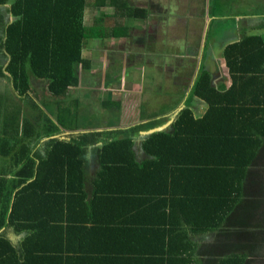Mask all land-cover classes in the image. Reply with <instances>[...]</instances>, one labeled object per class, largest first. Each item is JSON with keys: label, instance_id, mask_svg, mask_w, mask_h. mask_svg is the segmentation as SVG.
<instances>
[{"label": "trees", "instance_id": "1", "mask_svg": "<svg viewBox=\"0 0 264 264\" xmlns=\"http://www.w3.org/2000/svg\"><path fill=\"white\" fill-rule=\"evenodd\" d=\"M8 5L14 22L4 29L1 9ZM107 9L114 10L120 21H144L150 14V8H135L129 0H0L6 72L23 93L29 94L30 80L47 84L46 92L39 90L46 99L54 100L58 110L56 116L49 112L40 124H24L13 156L15 178L6 185L0 183V229L8 224L14 234H25L17 246L5 233L0 234V264H69L72 255L79 264H103L104 258H96L103 255H121L116 264H165V256L170 258L175 252H180L175 263L187 260L178 256L194 263L196 249H188L184 243L187 229L194 235L214 234V254L222 256L218 264H242L245 255L237 251L250 247L234 248L237 238L231 234L244 227L236 224L233 216L242 210L239 207L245 199L250 203V216L256 218L255 228L260 222L263 225L258 230L262 238L256 241L250 237L252 222L248 225V242L253 251L264 243V214L260 213V209L264 211V185L252 190L253 183H261L264 175L261 36H244L224 49L231 82L228 90L215 88L207 72L198 76L172 131L151 135L142 143V160L134 150L133 137L146 130L145 125L107 130L110 125L104 124L103 132L94 129L70 139L45 140L38 146L41 139L52 135L90 129L97 119L118 122L121 103L96 101L92 84L86 82V77L103 67L99 65L103 58L111 56L106 48L99 58L92 51V59H86L91 46L88 41L123 40L130 35L121 23L103 36L108 25L99 15ZM81 85L91 88L93 98L86 114L76 110L69 95ZM197 100L208 107L200 118L193 111ZM52 119H57L58 125ZM105 140L109 142L95 148L99 170L89 177L85 170L90 162L86 160L88 151ZM3 148L5 156L6 142ZM3 173H7L5 167L0 169ZM255 197L261 202L254 212ZM112 227L131 231L129 239L135 243H140L144 234V255L135 244L118 254L115 251L121 242L109 243L104 251L99 229ZM154 232L159 244L151 245L160 249L163 259L151 251L148 238L152 240Z\"/></svg>", "mask_w": 264, "mask_h": 264}, {"label": "crops", "instance_id": "2", "mask_svg": "<svg viewBox=\"0 0 264 264\" xmlns=\"http://www.w3.org/2000/svg\"><path fill=\"white\" fill-rule=\"evenodd\" d=\"M165 5L169 3V0H166V2H164ZM166 5V6H167ZM143 8H150V14H152L153 16H155V14L151 11V7H143ZM10 6H5L1 9V13L4 17V24L5 27L4 29L9 26L10 24H12L14 22V18L11 16L10 14ZM150 14H148V16H150ZM238 18V21H236L234 24H222L219 20H218V24H217V29L213 35V37L211 38L210 42L208 41V54L204 53V51H201V55L199 56V60L198 63H196L197 65V75H196V79L194 80L191 88L187 91V100H185V98H179L180 100L175 104V107L172 108L171 111L165 112L161 111L158 115H156L154 118H152L151 116H144V110L142 109V103L145 101V99H142L140 95H143V90L140 91L139 93V103H133L132 100L130 102L133 103L132 106H129L128 103L130 99H127V97H124L122 99V97H120L117 102L121 103V110L120 112H118V114H116L117 120L118 122H116V124H113V122H109V121H103V123H101L100 119H97V122H94L93 125H91L90 129H78L77 131L71 130V131H65L61 134L65 135L64 138L70 139L69 137L71 135H75L78 136L80 134H85L88 132H92L94 129L96 132H103L104 129V124H109L110 128H106L107 130H113L115 128H118L119 126L123 129H129V128H134V127H140L142 125L147 126V129L149 128H153L151 127V124H154L156 122H158L160 120V118H163L166 116V114L168 113H172V111L174 109H177L178 107L181 106V104H185L187 107V101L189 100L191 94L190 92L193 91L194 88V84L198 78V76L202 73V72H207L208 74H210V76L212 77V84L215 88L221 90H228L230 88L231 82H230V76H229V72L228 69L226 68V62L224 59V49L234 43L237 42H241L244 39V36H248L246 34L248 33H252L254 30H256L257 28H260V30H264V15L258 16V15H247V16H237L236 19ZM210 19L212 20V17H210ZM204 24V23H203ZM250 30V31H248ZM0 139L5 140V142L8 145L7 148V155L3 156L2 155V151H3V145L0 147V169L2 167V169L5 167V169L7 170V173H3L0 174V183L3 185H6V183L10 182L12 179H14V175L16 173V170L14 169V165H13V156L15 154V151L19 148L20 145V137L23 134V129H24V124L27 122H30L32 124H34L35 122H37L38 124H40V122H43L44 119L46 118V115L49 114L48 111H46V109H42L43 107L47 108V103H49V100L46 99L45 94H40V90L39 88H33V84L31 82H29L30 86H31V90H33V94H30L31 90H29V94L28 93H23V91H19V89H17V86L14 84L12 78L10 77V75L6 72V66L8 64V59L4 53V51H2L1 49V44L4 41V33H3V29L0 28ZM204 27L202 25V37L203 40L204 38ZM188 36V32L186 31V25L181 26V36L180 38H182V41L186 39V37ZM251 36V35H250ZM252 36H259V35H252ZM264 40V35L262 34L261 36ZM182 41H178V42H182ZM206 42V39H205ZM163 43L166 44L165 47V51H168L171 49L170 47V41L168 39H165L163 41ZM155 48V47H153ZM217 48L221 49V54L218 57L217 54ZM154 51H158L157 49H154ZM141 55H145L146 57L144 58V61L147 60H151L154 58V56L151 55H156L154 54V52H148V51H141L140 52ZM203 53L205 55H203ZM174 55V53H173ZM107 57L103 58L102 63L103 68H104V72L102 73L101 77H96V75L94 76H89L86 77V82L87 84H92V88L94 90L95 85L101 84L103 86H107L109 88H111L114 85H120L123 84L125 86V84L128 83V85H141L140 80L138 79V77H136V75L134 74V72L132 73L131 71L126 72V73H117L115 74V72H117L118 70H120V68L116 67V65L118 64V60L112 55L110 56L111 60L110 63L108 64L106 61ZM86 59L91 60V57H87ZM190 61V60H188ZM170 63H173L170 62ZM215 63H217V66L215 65ZM108 64V67H107ZM139 71L140 74L145 78L147 84L143 85L142 88L146 89V93H154L153 91L157 90V94L159 93H163L165 91H169L168 93H173V92H177L175 89L172 90V85L170 83H165V84H157L159 82V79L156 78V70H159V73L161 75H164L163 68H159L162 67V65H160L161 63L158 61H155V66H158L157 68H154L152 66H148L145 67L142 63L139 62ZM142 64V65H141ZM166 64V63H165ZM212 64L214 67V69H212V67H209V65ZM137 64H135V66L133 67L134 70L137 69L136 67ZM168 68H170V73L172 74L175 69H177L178 67L175 66V64H169L167 65ZM130 68H132L131 66H128ZM97 70H94V72L92 74H94ZM107 74V77H106ZM83 86L81 85V87L77 90H72V102L73 104L76 106V110L80 113L86 114L92 104V95H91V88H87L84 89L82 88ZM171 89V90H170ZM39 92H36L38 91ZM117 90V89H116ZM115 90V91H116ZM113 91V94H119L117 92ZM185 91V92H186ZM115 92V93H114ZM97 93H102L101 90H98ZM103 93H105V91H103ZM82 94H84L86 96V94L88 96H86V99L82 98ZM95 96V94H94ZM36 97L40 98V101H38L36 99ZM98 97H100V95H98ZM179 97V96H178ZM127 99V100H126ZM134 99V98H133ZM97 100L99 101L100 98H97ZM112 100V99H111ZM137 100V99H135ZM172 100V99H171ZM79 103H78V102ZM175 101V100H173ZM38 102V103H36ZM40 102V104H39ZM202 103L198 102V105L194 107L193 111L198 112L200 114L199 111V107ZM51 108L57 109L55 106H49ZM92 111V110H91ZM95 111V110H93ZM132 111V112H131ZM32 113V114H31ZM136 113L138 115H136ZM170 113V114H171ZM51 114V113H50ZM57 113H55L54 115L56 116ZM53 115V116H54ZM53 118V117H52ZM136 118V119H134ZM140 118V119H139ZM51 119V116H50ZM52 121L56 122L58 125V120L55 119ZM56 125V124H55ZM73 129V128H72ZM92 130V131H91ZM142 131V130H141ZM45 139H41L38 143V146L43 143ZM106 141V140H105ZM37 147L32 148V154L34 153V151L36 149H38ZM95 148L96 147H90L88 154H87V159L89 160V166L85 167L86 172L88 173L89 177L93 176L94 174H96L99 170V164L98 161L94 158L95 154ZM134 150L136 152V155L138 157L139 160H142V158L145 157V153L143 152L142 146L141 144H135L134 145ZM90 183V181H88ZM15 192V191H14ZM14 195V193L12 194V196ZM11 203V202H10ZM109 214L111 215V211L109 212ZM100 233L102 235V245H103V250L106 251L104 249V247L106 245H108L109 243H115V245H118L120 242L122 244L118 245L116 247V251L118 252V254H121V251L128 248L129 245L131 244H135L134 248H140L141 253L144 255V247L145 245H147L146 241H145V236L144 234H142V240L139 243H135L134 241H130L129 239V235L128 233H130L131 231H123L122 228H110V229H99ZM1 233H5L6 237L12 242V244L14 246L19 245L20 241L24 238L25 234H14L12 232L11 229H8V224H5V226L0 229V234ZM169 233V232H168ZM148 237V236H147ZM152 240L151 243L149 241L148 238V242L150 244V248L152 253L157 256L160 257V249L159 248H154L151 244L158 242L159 244V238L156 232H154L152 234V237H150ZM167 241H169V237H166ZM135 239V238H134ZM215 236L214 234H205V235H194L189 229L186 230V239H184V243L185 245L188 247H194L196 249L195 252V257L196 260L194 261V263H192L190 261V259H188L187 257L184 256H178L179 259H182L184 261V259H187L185 261L184 264H218L220 263V259L222 256H217V254L215 253V246H212L213 244H216V241H214ZM173 244V243H172ZM178 247L181 245L180 242H177ZM212 246V247H211ZM208 247H210L209 249H207ZM119 248L121 250H119ZM173 249H171L172 251ZM180 253V252H179ZM178 252H175L174 255L170 256V258H167V256H165L166 258V262L165 264H179L178 262L175 263L176 260V256L177 254H179ZM136 257V256H135ZM71 258L72 259L70 263L72 264H79V260L78 258L75 257V255H72ZM94 258V257H93ZM96 258H104L102 260H104L105 262H103V264H116L118 262V258H121V255H112V256H108L105 257L104 255L101 256H97ZM163 259V257H160ZM161 259V260H162ZM73 261V262H72ZM91 264V263H90ZM242 264H256L255 261L252 260L248 261V260H244L242 261Z\"/></svg>", "mask_w": 264, "mask_h": 264}, {"label": "rangeland", "instance_id": "3", "mask_svg": "<svg viewBox=\"0 0 264 264\" xmlns=\"http://www.w3.org/2000/svg\"><path fill=\"white\" fill-rule=\"evenodd\" d=\"M166 0H129V4L135 8H143V7H151V11L155 14V16H153L152 14H150V16L147 18V20H144V22L142 21H138V22H132L131 20H124V21H120L119 18H117L115 16V11L114 10H104L101 12H105V13H101L100 18L102 19L103 22H105V24L108 25V30L106 32L103 33V36L106 34H110L113 32L112 30L118 29L119 24H123L124 26L126 25L125 28H129V33H133L135 30L138 31L137 29H141V30H145L148 31L149 29H152L151 32L154 33V26L155 23L157 22L158 25L163 27V24L161 23L160 20V12L158 10H160L162 13V15H164L165 17H169V19H174L175 20V25H174V31L180 32L181 31V26H184L186 24V22L189 23H195V22H191L190 18L191 17H196V18H200V15L203 17H207L208 21L204 20V38L207 40V42L211 40V38L213 37L216 29H217V24H218V20L222 23V24H234L236 21H238V18L236 19L237 16H247V15H264V0H169L168 5L166 6L165 3ZM153 5V7H152ZM157 6L158 8H155L154 6ZM87 11V10H86ZM91 11V10H90ZM99 11V10H96ZM160 14V15H161ZM89 14L87 15V20H86V24H91L90 20H89ZM157 17H159L158 19H156ZM210 17H212V20L210 19ZM96 16H93V19H91L92 22L95 21ZM176 19L182 20V21H176ZM185 21V22H184ZM112 31V32H111ZM125 31V30H124ZM250 31V30H248ZM102 32V30H101ZM158 32V31H157ZM176 32V37L179 36V34ZM159 33V32H158ZM262 34L264 35V30H260V28H257L256 30H254L251 34L248 33L246 35L250 36V35H259L262 36ZM99 35V34H98ZM97 35V36H98ZM128 35V33H127ZM112 36V35H110ZM170 41V46L176 48H182L183 44L182 42H174L172 41L170 38H168ZM119 39H109L105 42H100V41H88L90 43V50L89 53H86V58L87 57H93V53L94 55L97 56L98 58L100 57L101 52H106L105 49L109 47V45L111 43H114L116 41H118ZM124 40H122L121 42H118L117 44L122 43ZM177 41V39H176ZM183 50V48H182ZM144 51V50H141ZM172 50H168L167 52H171ZM221 54V49L217 48V56L219 57ZM124 55H127V52H123V51H117L115 54V58L117 60H119L120 57H123ZM175 55L177 56L178 53L175 52ZM134 61L133 62H129L126 65H124L123 63H118L116 65V67L120 68V70H118L117 72H115V74L117 73H126L131 71L132 73L134 72V74L136 75V77H138V79L140 80L141 85H128L125 84V86L123 84L120 85H114L109 88L107 86H103L99 88H92V93L95 94V100L97 101V98H101V99H114V100H119L120 97H122V99L124 97H127V99H130L128 103L129 106H132L133 103L138 104L139 103V93L141 90H143V95H140L142 99H145V101L142 103V109L144 110L143 115L144 116H151L152 118H154L156 115H158L161 111L166 110L165 112L171 111L172 108L175 107V104L180 100L178 97V94H173L169 97H167V93L169 91H165L163 93H159L158 95L160 96L159 98H157L155 100L154 96L152 95V93H146V89L142 88L143 85L147 84L145 78L140 74L139 68L138 66L139 64V59L136 57V55L134 56ZM105 63V62H102ZM142 63L145 67H147L144 63V61L140 62ZM136 65L137 69L134 70V66ZM141 64V65H142ZM100 66H102V64L99 63ZM8 66V64H7ZM6 66V67H7ZM131 66L132 68L128 67ZM100 68V67H99ZM107 77V74H106ZM159 81H162L164 79L163 76H161V78H158ZM32 80H30L31 82ZM145 83V84H143ZM33 84V88H39V89H43L46 92V87L47 84H45L44 82L40 81L38 83L36 82H32ZM117 89V90H116ZM172 90H174V88H171ZM170 89V90H171ZM98 90H101L102 93H97ZM116 90V91H115ZM103 91H105V93H103ZM113 91L117 92L119 94H113ZM36 92H39L36 91ZM114 92V93H115ZM192 92H190L191 94ZM40 94H42V90H40ZM32 95L35 94L32 93ZM70 96L72 95L71 92L69 94ZM98 95H100V97H98ZM43 96V94H42ZM86 96H88L86 94ZM134 98V99H133ZM36 99L38 101H40L39 97H36ZM126 99V100H127ZM137 99V100H135ZM172 99V100H171ZM47 100H49V106H54L56 103L54 102V100H52L50 97L47 96ZM132 100V102H130ZM175 100V101H173ZM185 100H187V97H185ZM198 101V100H197ZM200 102V101H198ZM38 103V102H36ZM99 103V102H98ZM202 103L199 107V111L200 114L198 112H194L195 117L200 118L203 115L206 114V111L208 110L207 105L204 102H200ZM40 104V102H39ZM48 105L46 106L47 109L45 107H43L42 109H46V111L48 112H53V114L57 113V109L51 108ZM175 111V110H174ZM132 112V111H131ZM32 114V113H31ZM136 115H138L136 113ZM170 113L166 114L165 117L160 118V121H166V119H168ZM66 116H68V113H66ZM136 119V118H134ZM140 119V118H139ZM56 125L57 123L54 122ZM5 143V140L0 139V147ZM264 185V175L262 178V182H258V183H253L252 185V190L257 191L258 189H260L261 187H263ZM255 204L253 206V210L254 212L259 208L260 205V197H255ZM264 202V201H263ZM264 206V205H263ZM249 207H250V203L248 201V199L244 200V203H242L240 205L239 208H242V210L238 209L235 213V215L233 216L234 222L238 225H243L244 227H240L238 228L236 231L237 232H233L231 234L232 238L235 239L237 238V243L233 244L234 248H241V247H246L247 244L250 248H245V249H240L238 250V254H244L246 260L251 261V258L253 261L255 262H259L261 264H264V247L260 248L258 247L257 251H253L252 249V244L248 242V225L252 222L253 224V229L250 231V237L251 240L256 241V240H260L262 238V234L260 231L258 230H262L263 225L260 222L259 223V228H255L256 225V218L251 215L250 216V211H249ZM260 213L264 214V211L262 213V209H260ZM244 230V231H242ZM263 244V243H262Z\"/></svg>", "mask_w": 264, "mask_h": 264}, {"label": "flooded vegetation", "instance_id": "4", "mask_svg": "<svg viewBox=\"0 0 264 264\" xmlns=\"http://www.w3.org/2000/svg\"><path fill=\"white\" fill-rule=\"evenodd\" d=\"M154 7L158 8L156 5ZM158 11L160 12V14L162 13L160 10ZM160 14L159 16L161 17L160 20L161 23L163 24V27L158 25L156 22L154 26V33L151 32L152 29H149L148 31L137 29L138 31L135 30L133 33H129L130 34L129 37L123 39L124 41L122 43L110 45L107 48V51H109L111 56L112 55L114 56L117 51L127 52V55L120 57L118 60V63H123L124 65H126L129 62H133L135 60L134 59L135 55L139 59V62L144 61L145 60L144 58L146 56L144 54L141 55L140 53L141 50L148 52L153 51L154 54L156 55H151V56H154V58L151 60L144 61V63L147 67L152 66L154 68L158 67L155 66L154 64L155 61L161 63L160 65H162V67L159 68H163V70L161 71H163L164 75H161L159 73V70L155 69L156 78L158 79L159 77L161 78V76H163L164 79L162 81H159L157 84L160 85V84L170 83L172 87L177 91L173 93H167V97L170 98L171 95L178 94L180 98L181 97L185 98L187 97L186 90H188L189 92V89L191 88L194 80L196 79V75L198 72L196 63H198L199 56L201 55V51H204V53L208 54L209 45L207 43V40L205 42V39L203 40L202 37V25L204 23V20L208 21V18L203 17L201 15L200 18L191 17L190 21L191 22L193 21L195 23L186 22L185 25H186V31L188 32V36L186 37L185 40L182 41V38H180L181 31L177 32L173 30L175 25V20L172 19L171 21L169 17H165L164 15L162 14L160 15ZM158 18L159 17H157L156 19ZM176 21H182V20L176 19ZM176 32L179 34V36L177 37H176ZM168 38H170L172 41L176 43L178 41H182L183 50L182 48H179L176 45V48L175 46L174 47L170 46L171 47L170 50H172L171 52L165 51L166 44L163 43V41ZM154 49H157L158 51H154ZM175 52L178 53L177 56L175 55ZM204 53L203 55H205ZM106 57H107L106 61L109 64L111 58L110 56H106ZM172 61L173 63H170ZM169 64H175V66L178 67L177 69H175V71L172 74L170 73L169 70L170 68H168L167 66ZM215 65L217 66V63H215ZM209 67H212V69H214L213 68L214 66L212 64H210ZM103 72H104V68L102 67L101 69H98L91 76L96 75V77H101ZM100 85L101 84L95 85V87L99 88ZM153 92L154 93L152 95L154 96L155 100L160 97L156 93L157 90ZM262 247H264V243L260 246V248ZM256 264H261V263L256 262Z\"/></svg>", "mask_w": 264, "mask_h": 264}, {"label": "water", "instance_id": "5", "mask_svg": "<svg viewBox=\"0 0 264 264\" xmlns=\"http://www.w3.org/2000/svg\"><path fill=\"white\" fill-rule=\"evenodd\" d=\"M185 109H186V105L183 103V104H181L180 107H178L175 111H173L169 115L168 119H166V121H164L163 123L156 125L153 128H149V129L140 131L137 135H135L133 137L136 144H141V146H142V143L147 139V137L154 135V134H157V133H160V132H163L165 130L166 131L167 130L172 131L174 122L179 118L180 114ZM49 139H65V138H64V136H60V135H52V136H49L48 138H46V140H49ZM108 142H109V140L100 142V143L96 144L94 147L104 146ZM94 158L96 159L97 157L94 155Z\"/></svg>", "mask_w": 264, "mask_h": 264}, {"label": "clouds", "instance_id": "6", "mask_svg": "<svg viewBox=\"0 0 264 264\" xmlns=\"http://www.w3.org/2000/svg\"><path fill=\"white\" fill-rule=\"evenodd\" d=\"M122 39H119L118 41L114 42V43H111L110 45H113V44H117L118 42H120ZM109 45V46H110Z\"/></svg>", "mask_w": 264, "mask_h": 264}]
</instances>
